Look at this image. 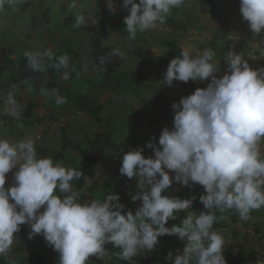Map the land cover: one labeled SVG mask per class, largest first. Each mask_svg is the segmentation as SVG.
<instances>
[{
  "label": "clouds",
  "instance_id": "1",
  "mask_svg": "<svg viewBox=\"0 0 264 264\" xmlns=\"http://www.w3.org/2000/svg\"><path fill=\"white\" fill-rule=\"evenodd\" d=\"M26 2L0 0V13L5 6L15 11ZM185 3L123 0L121 7L129 12L124 18L129 39L163 24L174 8ZM114 4L115 0H107L109 10L115 11ZM68 7L76 9L78 0H70ZM240 12L254 35L264 33V0H240ZM87 23L85 14L78 12L73 26ZM23 56L37 73L48 68L65 70L62 78L70 79L67 54L56 55L49 48L25 51ZM113 56L123 58L124 53L116 48L108 56L101 55L96 70L103 71ZM214 57L212 49L196 56L182 49L170 61L164 79L168 86L174 81L211 80L206 88H197L171 105L173 127L161 132L162 150L153 141L146 145L154 149V158H145L143 148L123 156L120 173L138 178L140 192L133 200L142 204L134 213H124L118 194L108 195L103 202L81 203L72 184L81 178V171L54 163L50 157L38 158L31 138L15 143L0 139V255L9 252L14 234L27 224L31 228L29 239L42 234L59 253V264H87L93 255L103 259L108 254L107 243L120 249L116 255L121 260L129 261L153 251L164 235L186 240L182 253L175 254L174 264H226L224 238L213 230L217 221L213 210L234 209L247 220L253 210L264 207V158L260 152L264 140V68L254 70L241 54L229 51L226 74L217 76L220 66ZM41 94L54 97L58 105L66 103L56 89H41ZM6 104V112L18 117L22 107L11 91ZM13 168L18 169L14 183L5 187L6 174ZM166 169L172 170L174 177ZM174 181L203 186L205 194L200 202L207 211H187L180 226L166 227L170 219L176 220L181 211L189 210L195 199L164 195ZM167 259L173 260L172 252Z\"/></svg>",
  "mask_w": 264,
  "mask_h": 264
},
{
  "label": "rangeland",
  "instance_id": "2",
  "mask_svg": "<svg viewBox=\"0 0 264 264\" xmlns=\"http://www.w3.org/2000/svg\"><path fill=\"white\" fill-rule=\"evenodd\" d=\"M122 2L115 0L112 14L124 20L129 12L121 7ZM69 3L70 0H27L15 11L5 6V11L0 13V100L4 102L0 110V139L15 143L31 138L36 149L60 150V131L65 127L73 139L88 147L89 151L97 152L94 162L70 149L65 151L64 159L53 160L66 168H83L85 187L76 189L73 186L79 201L84 203L95 199L103 202L108 195L118 194L120 203L125 205L124 213H134L142 204L141 200H133L140 189L120 188L117 167L122 166L123 156L133 149L143 148L142 154L148 158V137L161 133L165 127H172L175 113L171 105L193 94L197 88H206L211 80L174 81L173 86L166 85L167 67L181 54L173 45L187 49L193 56L212 49L214 60L220 66L216 75L223 76L228 67L229 51L241 54L254 70L264 68V38L254 35L243 20L240 0H186L184 5L172 10L163 24L138 32L134 40L129 39V34L116 30L104 35L103 45L119 48L124 53L121 66L106 75L104 82L93 61L90 37L101 24L103 10L109 9L107 0H78V7L71 10ZM212 6L218 7L222 13L212 15L207 11ZM78 12L85 14L88 23L76 28L73 25ZM83 27H91V30ZM30 48H35V52L51 48L56 55H69L70 79L62 78L65 70L57 72L53 68L47 69L42 77L32 73L27 58L23 56ZM142 51L145 56L141 55ZM41 89H56L66 98V103L56 104L54 97L42 95ZM10 91L22 107L18 117L6 112V97ZM29 100L40 105L36 109L39 120L32 126L23 120V111ZM97 132H110L115 146L104 142L94 145ZM260 152L264 158V140L260 142ZM17 170L13 168L6 174L5 187L14 181ZM166 171L174 177L172 170ZM169 189L170 197L181 199L195 197L200 201V196L205 194L199 184L190 187L174 181ZM206 210L203 204L195 206L192 202L189 210L181 211L176 220L170 219L166 227L180 226L187 211L199 214ZM213 212L216 223H222L217 232L225 241L226 264L231 263L240 247L244 256L256 255L260 258L256 264H264V207L253 210L247 220H242L234 209L224 212L214 209ZM28 228L30 233V225ZM14 235V243L26 241L31 252L46 255L48 264H59V253L48 245L42 234L32 239L22 237L20 232ZM185 245L186 240L175 236L174 241L161 249L163 260L156 264H174L175 254L177 251L182 253ZM229 249L232 252L228 253ZM117 250L120 249L110 244L103 259L90 256L87 264H123L115 258ZM169 252L173 253V260L167 259ZM21 256L22 253L10 250L8 263L28 264Z\"/></svg>",
  "mask_w": 264,
  "mask_h": 264
},
{
  "label": "trees",
  "instance_id": "3",
  "mask_svg": "<svg viewBox=\"0 0 264 264\" xmlns=\"http://www.w3.org/2000/svg\"><path fill=\"white\" fill-rule=\"evenodd\" d=\"M207 11L210 12L212 15H215V16H219L222 13L221 10L216 6L210 7L209 9H207ZM95 13L100 14L98 11H96ZM126 27L127 26L124 23V20L115 18V16L112 14L111 10H109V9L103 10V12L101 14V24L96 30H94V32L92 33V35L90 37V42L93 46L92 57H93L95 67H96V65L99 64V57L101 55L108 56V54L114 49L112 46L103 45L102 37L104 35H108L111 32V30H116V31L122 32L124 34H129L126 31ZM83 28L85 30H91V27H83ZM258 36H259V38L262 39V38H264V33H261ZM173 46L175 47V50L177 52L181 53L182 49L179 46H177V45H173ZM29 50L32 52H35V48H30ZM143 52L144 51H142L141 55L145 56ZM121 64H122V58L116 57V56L111 57L110 61L105 66H103L104 70L98 71L100 74L103 75V81L106 82V80H107L106 75L114 72L118 67L121 66ZM29 70L32 73H36V74L40 75L41 77L44 76V74H45V71L37 73L30 68H29ZM1 74H2V69H0V75ZM49 85L53 86V83H49ZM3 106H4V102L2 100H0V110L3 108ZM39 106H40L39 103H37L34 100H29L27 102V104L24 108V111H23V120L28 125L32 126L36 121L39 120V117L36 115V109L39 108ZM98 108H102V105H98ZM172 127H173V124H172ZM172 127L169 129L171 130ZM60 135H61V139H62L61 149L48 151L44 147H39L38 149H36L38 158L50 157L55 161L62 160L66 157L65 151L70 149V150L77 152L81 157L87 159L89 162H94L97 159V152L94 150L89 151L88 147L82 145L81 142L73 139L65 127L61 128ZM160 135H161V133L152 134L151 136L148 137V143L150 141H153L156 144V146L161 147V150H162V146L159 145ZM103 142L106 145H111L113 147L115 146L113 144V139H112V135L110 132H97V133H95L94 139H93V144L94 145L95 144H101ZM149 157L154 158V149H152V148H148V158ZM73 168L76 170H79L83 173V175L81 176L80 179L74 180L72 182L73 186L76 189H82L86 185V178H85L84 170L81 166H75ZM120 168H121V165H119L117 167V170L119 172V177H120L119 178L120 188L124 189V190L130 189L131 191L135 190L137 188L138 178H131L130 179L128 177H125L124 175H122L120 173V171H119ZM169 192H170V189H166L164 192V195L169 196ZM201 204L202 203L200 201H197L196 199L193 200V205L201 206ZM220 226H222V223H216L215 222L213 225V230L217 231L218 227H220ZM19 232L22 235V237H24V238L29 237L28 225L27 224L21 225ZM175 236L176 235H171V236L166 235V237H160L159 243L156 245V247L153 251L140 253L137 256L133 257L129 261L121 260L116 255V253H118L120 250L116 251L115 258L118 259L123 264H146V263L156 264V263H161L163 260L161 249L165 248L164 246L166 244H169L172 241H174ZM110 244L111 243H107L105 245L106 249L110 246ZM29 248H30V246H29L28 242L20 241L12 249L15 252H27L29 254L28 255L29 264H48L47 258L42 253L31 252L29 250ZM10 250H11V248H10ZM227 252L228 253L232 252V249L231 250L229 249V251H227ZM93 256L96 257L95 255H93ZM255 261H256V257L252 254L244 256L243 255V248L240 247L238 253L235 254L233 256V258L231 259L230 264H246L247 262H255ZM0 264H8L7 255H1L0 256Z\"/></svg>",
  "mask_w": 264,
  "mask_h": 264
},
{
  "label": "crops",
  "instance_id": "4",
  "mask_svg": "<svg viewBox=\"0 0 264 264\" xmlns=\"http://www.w3.org/2000/svg\"><path fill=\"white\" fill-rule=\"evenodd\" d=\"M14 182V181H13ZM13 182H11L10 184H9V187H11L12 186V183ZM18 243H13V245L11 246V250H13L12 248L13 247H15L16 245H17ZM10 251V250H9ZM262 251V250H261ZM20 253H22V256L21 257H23V258H25V260H26V262H28V253H26V252H20ZM24 253H26V255H24ZM8 254H9V252L6 254L7 255V262H9V258H8ZM45 257H46V255L45 254H43ZM1 256V255H0ZM255 257H256V255H255ZM47 258V257H46ZM257 262H260V258H258V257H256V261L255 262H249V263H252V264H256ZM9 264V263H8ZM28 264H29V262H28Z\"/></svg>",
  "mask_w": 264,
  "mask_h": 264
}]
</instances>
